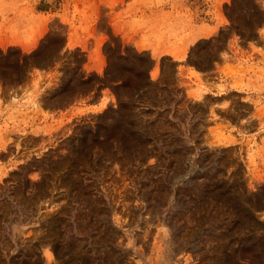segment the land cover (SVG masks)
<instances>
[{
    "label": "rangeland",
    "instance_id": "1",
    "mask_svg": "<svg viewBox=\"0 0 264 264\" xmlns=\"http://www.w3.org/2000/svg\"><path fill=\"white\" fill-rule=\"evenodd\" d=\"M6 42L0 264H264V0H0Z\"/></svg>",
    "mask_w": 264,
    "mask_h": 264
},
{
    "label": "crops",
    "instance_id": "2",
    "mask_svg": "<svg viewBox=\"0 0 264 264\" xmlns=\"http://www.w3.org/2000/svg\"><path fill=\"white\" fill-rule=\"evenodd\" d=\"M8 45H11V43H7V42H6V43H0V49L5 48V47H7ZM11 46H12V45H11ZM22 48H23V47H20L21 50H23Z\"/></svg>",
    "mask_w": 264,
    "mask_h": 264
}]
</instances>
